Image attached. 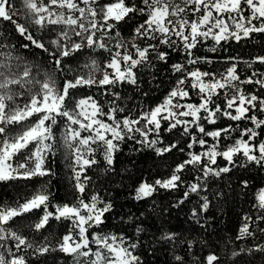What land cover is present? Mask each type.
I'll use <instances>...</instances> for the list:
<instances>
[{
  "label": "snow or ice",
  "instance_id": "obj_1",
  "mask_svg": "<svg viewBox=\"0 0 264 264\" xmlns=\"http://www.w3.org/2000/svg\"><path fill=\"white\" fill-rule=\"evenodd\" d=\"M134 18L141 22L126 39L121 25ZM0 22H8L13 33L26 41L13 44L6 28L0 30V182L41 181L23 202L0 206V264H29V255L54 252L71 257L72 264H143L137 249L147 246L154 252L155 244L169 246L173 264H189L186 254H178L177 248L191 252L195 241L176 232L161 231L147 245L140 238L145 229L139 225L135 228L137 239L123 232H104L106 214L113 204L101 199L98 192L88 195L94 184L89 173L100 164L98 152L104 171L114 170L115 155L126 141L151 148L163 157L173 150L184 153L181 140L188 138L187 158L170 167L167 177L140 182L132 198L147 200L160 190L177 191L183 185L186 190L173 207L184 204L192 194L200 196L201 203L191 211L199 223L200 214L211 204L208 195H200L208 192L209 177L220 178L235 167H264V118L260 115L264 114V71L253 67L264 65V55L250 61L228 57L219 71H202L198 65L213 61L196 55L198 47L209 40L213 44L207 51L216 52L222 42L264 34V0H22V10L13 0H0ZM50 33L55 37H49ZM30 48L48 54L47 67L20 53V49ZM84 51L89 53L87 61L75 69L66 66V58ZM170 51L181 53L185 61L171 65L178 74L175 85L162 103L132 115L131 109L118 103L123 98L115 89L124 83L136 84L135 70L154 66L153 57L167 64ZM92 53H107L103 64ZM240 63L250 72L243 78ZM93 87L108 99L74 95L76 90ZM221 119L232 123L206 130L205 123L216 125ZM176 130L179 138L164 146L161 132ZM227 140L232 142L223 143ZM196 145L202 151H193ZM58 148L63 149L72 172L73 200L66 203H52L50 181L45 180L53 175L47 160ZM218 157L226 161L223 167L217 164ZM191 171L197 175L185 185L184 173ZM242 184L248 186L247 181ZM255 201L256 214H245L236 236L225 241V251L234 264L242 255L264 254V242L243 247L236 244L256 241L258 233L264 240V188ZM41 209L43 214L28 225L34 233L31 239L19 226L12 227L15 218ZM50 220L66 221L67 231L41 234L37 239L35 234L46 230ZM230 244L236 246L229 248ZM192 264L225 261L214 250L202 258L194 257Z\"/></svg>",
  "mask_w": 264,
  "mask_h": 264
},
{
  "label": "trees",
  "instance_id": "obj_2",
  "mask_svg": "<svg viewBox=\"0 0 264 264\" xmlns=\"http://www.w3.org/2000/svg\"><path fill=\"white\" fill-rule=\"evenodd\" d=\"M17 8L22 10V0H13ZM21 22L23 17H20ZM141 22L140 18H134L127 24L121 25L122 36L126 39L131 37L132 29ZM6 28L10 34L9 39L13 44L19 45L26 43L17 34L13 33L12 26L8 22H0V30ZM49 37L54 38L55 33H50ZM45 42H48L46 37ZM213 42L209 40L206 44H202L196 50V55L207 56L213 63L200 64L198 67L202 71H219L226 64L228 57H237L241 61H250L258 55H264V34H254L251 39H243L240 42L229 40L222 42L218 46L216 52H209L207 48L211 47ZM20 53L24 55L30 62L41 64L47 67L48 54L39 49H20ZM91 56L103 64L107 53L97 55L92 53ZM89 59L87 51L77 53L73 57L65 59L68 68H77ZM184 63V58L179 52H171L167 64L156 61L153 57L152 67H140L136 69L137 83H124L115 91H118L123 98L120 103L122 106L131 109L132 115H136L141 111L153 108L157 104L163 102L164 98L175 85L178 74L173 73L171 65L174 63ZM260 71H264V65L256 64L253 66ZM239 70L242 78L248 74L243 63L239 64ZM71 76V72L66 73ZM249 90H253L251 85L247 86ZM79 96L94 95L96 98L104 101L108 97L100 95V90L93 88H81L74 92ZM22 103V101H21ZM264 118V114H260ZM59 119V118H58ZM232 123L226 119H221L216 125H208L205 123L206 130L211 131L218 127H224ZM61 123L57 126L56 135L60 137ZM243 126V122L242 125ZM166 127V125H165ZM238 133H233V136ZM264 135V134H262ZM163 145L166 146L179 138V130L172 133L161 132ZM188 138L181 140V147L185 148V152L173 150L171 153L165 154L163 157L157 156L156 153L148 147H142L133 141H126L120 145V151L115 155L114 170L105 172L103 157L97 153V159L100 164L90 170V175L94 176V184L88 190L90 196L93 192H98L101 199L111 201L113 210L106 214V223L103 225L104 232H123L126 236L137 239L135 228L137 225L143 227L145 231L140 238L145 240V245L149 239L158 237L161 231L176 232L182 238L195 241L191 252L186 247L177 248L178 254H186L189 264H192L194 257H203L210 251H217L225 264H234L225 251L224 244L226 240L235 237L239 227L242 224V217L245 214H256L253 205L256 202V194L264 187V167L249 165L246 168L235 167L231 172L222 174L220 178L209 177L207 183L208 192H202L200 195H208L211 201L207 212L201 213L199 223L191 217V211L200 201V196L192 194L184 204L179 207L173 205L183 196L186 190L185 186L177 191L160 190L154 197L136 201L132 197L135 188L142 181L153 182L155 179H163L170 174V167H174L176 163L187 158ZM212 143L210 137H205ZM231 140L223 141V143H231ZM162 145H157L160 147ZM193 151H202L199 145H196ZM217 164L223 167L226 164L222 158H217ZM47 167L52 170L53 175L46 177V181H50L49 188L52 193V203H66L73 200V181L72 172L66 162L63 149L58 148L54 155L47 160ZM197 175L195 171L185 172V185L193 181ZM242 181H247L248 186L245 188ZM41 181L32 180H13L9 182H0V206H15L16 202H23L29 194L39 187ZM223 192L221 197H214L212 193ZM41 210H33L24 216L15 218L11 225L15 229L19 226V230L27 235L30 239L34 233L28 228V225L34 224L42 215ZM131 216L133 219L128 220ZM264 226V224H262ZM67 231V222H58L50 220V224L46 230H41L40 234H35L39 239L40 235H48L55 233L62 235ZM256 241H237L240 246H251L253 243L264 242L257 234ZM207 241V244L204 242ZM236 244H230L229 248L235 247ZM155 251H151L147 246L137 249L141 255L143 264H173L172 255L168 245L155 244ZM29 264H72L71 257H67L62 253L54 252L44 256L32 257L28 256ZM236 264H264V254L255 253L254 255H242L236 258Z\"/></svg>",
  "mask_w": 264,
  "mask_h": 264
},
{
  "label": "rangeland",
  "instance_id": "obj_3",
  "mask_svg": "<svg viewBox=\"0 0 264 264\" xmlns=\"http://www.w3.org/2000/svg\"><path fill=\"white\" fill-rule=\"evenodd\" d=\"M193 99L194 100H196L197 102H198V98L197 97H195V96H193ZM162 103V102H161ZM160 104V103H159ZM158 105V104H157ZM155 107V106H154ZM63 129V124L61 125V127H60V131ZM60 135H61V132H60ZM262 188H264V187H262ZM261 188V189H262Z\"/></svg>",
  "mask_w": 264,
  "mask_h": 264
}]
</instances>
